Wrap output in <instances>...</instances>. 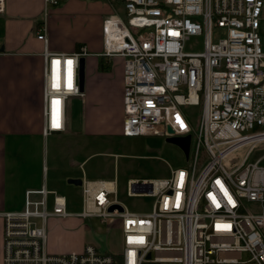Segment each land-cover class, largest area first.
I'll return each mask as SVG.
<instances>
[{"label": "built area", "instance_id": "1", "mask_svg": "<svg viewBox=\"0 0 264 264\" xmlns=\"http://www.w3.org/2000/svg\"><path fill=\"white\" fill-rule=\"evenodd\" d=\"M57 3L45 0L44 13ZM124 8L104 20L101 53L124 60L123 134H190L191 164L166 178L129 180L128 195L154 198L149 211L112 199L113 181H83L78 215L119 223L120 252L87 243L81 252L50 253L46 226L71 215L66 197L26 190L22 209L2 212L3 264H264V0H124ZM45 30L37 36L48 135L66 129L70 98L84 95L80 59L89 53L51 51ZM194 36L201 49L189 46ZM189 107L200 109L197 124Z\"/></svg>", "mask_w": 264, "mask_h": 264}, {"label": "crops", "instance_id": "2", "mask_svg": "<svg viewBox=\"0 0 264 264\" xmlns=\"http://www.w3.org/2000/svg\"><path fill=\"white\" fill-rule=\"evenodd\" d=\"M44 9L45 0H6V11L0 15V264L4 254L2 212L22 209L28 189L44 186L56 191L57 182L49 176L50 138H82L118 129L123 133L124 60L101 53L103 22L111 15L125 13L124 0H58L49 5L47 14ZM43 26L51 51L73 53L85 46L89 53L84 95L70 98L66 129L48 135L43 131L44 41L37 36ZM101 57L111 61L109 69H99ZM74 99L79 102L77 108ZM77 157L78 162L70 157L72 167H67L64 174L68 180L113 181L117 186L116 179L83 178L88 157ZM70 213L63 218L74 215Z\"/></svg>", "mask_w": 264, "mask_h": 264}, {"label": "rangeland", "instance_id": "3", "mask_svg": "<svg viewBox=\"0 0 264 264\" xmlns=\"http://www.w3.org/2000/svg\"><path fill=\"white\" fill-rule=\"evenodd\" d=\"M0 24V33H2ZM1 36V35H0ZM196 49L203 47V38L194 36L189 46ZM74 99V108L78 105ZM82 107V103H80ZM79 107L78 117L81 118ZM188 112L197 124L200 118V109L189 107ZM76 117V118H78ZM79 118V119H80ZM76 123V122H75ZM51 137L49 142V176L56 181L58 194H65L66 209L74 215L51 217L46 226V247L50 253H65L71 251L81 252L87 243L94 244L99 252H120L123 249V233L119 223L108 225L102 223L99 217H78L77 213L83 209V194L81 185L67 184L65 177L67 167H72L70 157L78 162V155L87 158L83 165L85 176L88 179H116L117 198L132 211L151 210L154 198L148 196L128 195V182L130 179L166 178L171 170L180 167H189L191 162L187 159L180 146L167 141L163 134H145L126 136L118 129L114 132L83 136ZM264 153V151L262 152ZM70 185L69 189L57 186ZM53 194H50V208H52ZM249 210L260 212L262 207L257 203L245 202Z\"/></svg>", "mask_w": 264, "mask_h": 264}, {"label": "water", "instance_id": "4", "mask_svg": "<svg viewBox=\"0 0 264 264\" xmlns=\"http://www.w3.org/2000/svg\"><path fill=\"white\" fill-rule=\"evenodd\" d=\"M1 50L3 51V47H1ZM85 79H86V57H81L80 59V68H79V82H80V88L83 91L85 86ZM170 132L172 131L169 129ZM190 140L191 135L188 134L186 136H169L167 137L168 142H172L174 144H177L181 147V149L184 151L186 157L189 156V149H190ZM69 183H73L76 185H82L83 180L80 178H72L68 180ZM115 207L121 208L118 204H113L110 207V210H113Z\"/></svg>", "mask_w": 264, "mask_h": 264}, {"label": "trees", "instance_id": "5", "mask_svg": "<svg viewBox=\"0 0 264 264\" xmlns=\"http://www.w3.org/2000/svg\"><path fill=\"white\" fill-rule=\"evenodd\" d=\"M111 66V61L106 60L104 57H101L99 60V69L100 70H107Z\"/></svg>", "mask_w": 264, "mask_h": 264}, {"label": "snow or ice", "instance_id": "6", "mask_svg": "<svg viewBox=\"0 0 264 264\" xmlns=\"http://www.w3.org/2000/svg\"><path fill=\"white\" fill-rule=\"evenodd\" d=\"M68 63L71 64V61H69ZM56 64H59V61H55L54 65H56ZM54 86H56V85L54 84ZM58 103H59L58 101H55V100L53 101L54 106L57 105ZM53 126L54 127H58L59 126L58 121L54 120Z\"/></svg>", "mask_w": 264, "mask_h": 264}, {"label": "bare ground", "instance_id": "7", "mask_svg": "<svg viewBox=\"0 0 264 264\" xmlns=\"http://www.w3.org/2000/svg\"><path fill=\"white\" fill-rule=\"evenodd\" d=\"M108 186L112 187V183H107Z\"/></svg>", "mask_w": 264, "mask_h": 264}]
</instances>
